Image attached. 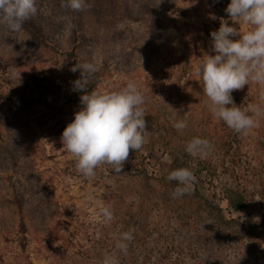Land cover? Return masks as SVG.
Returning a JSON list of instances; mask_svg holds the SVG:
<instances>
[{
    "label": "rangeland",
    "instance_id": "rangeland-1",
    "mask_svg": "<svg viewBox=\"0 0 264 264\" xmlns=\"http://www.w3.org/2000/svg\"><path fill=\"white\" fill-rule=\"evenodd\" d=\"M37 8L28 21L39 37L25 26L10 31L0 23V264H102L101 244L115 246L119 234L130 229L132 242H168L165 208L137 204L140 196L143 202L153 198V187L156 201L170 200L171 191L163 193L156 179L168 169L170 151L186 152L194 136L213 146L204 158L194 157L211 165L195 180L201 192L227 206L222 189L245 188L257 195L256 203L230 215L248 224L262 221L264 116L256 117L258 126L247 135L229 128L211 114L193 71L213 53L205 22L213 31L220 17L241 31L248 25L231 20L213 0H86L79 11L62 7L61 0H37ZM76 61L98 67L88 91L131 80L146 97L147 142L138 151L130 149L119 174L101 164L85 178L62 145V131L81 107V92L72 85L80 73L70 70ZM262 90L264 85L249 81L233 100L241 108L264 105ZM180 119L187 127L177 131L173 124ZM138 166L156 178L152 185L131 175ZM136 182L144 193L133 190ZM108 203L114 219L106 224L98 209ZM252 239L204 241L198 260L264 264V234ZM112 252L120 261L121 252L115 247Z\"/></svg>",
    "mask_w": 264,
    "mask_h": 264
},
{
    "label": "clouds",
    "instance_id": "clouds-1",
    "mask_svg": "<svg viewBox=\"0 0 264 264\" xmlns=\"http://www.w3.org/2000/svg\"><path fill=\"white\" fill-rule=\"evenodd\" d=\"M85 2L61 0V6L79 11ZM37 12V0H0V23H5L10 31L21 30ZM226 12L231 20L249 27L241 31L227 19H221L219 28L210 33L214 54L204 55L193 71L210 101L211 114L237 133L247 135L258 126L256 117L264 116V105L256 103L241 108L231 93L249 85V81L264 85V0H230ZM77 69L80 77L72 85L73 91L81 92V107L64 127L62 145L73 155L77 170L85 178L94 176L101 164L110 165L114 174H119L130 149L138 151L147 142L146 97L131 80L115 89L88 91L89 79L98 67L94 62H83L70 70ZM261 100H264V90ZM173 127L182 131L187 121L177 120ZM212 147L209 139L194 136L187 142L185 151L193 157L204 158ZM166 178L176 183L174 198L191 193L196 180L190 167L175 168ZM98 214L104 223H110L114 219L112 204L99 207ZM133 240L134 229L123 231L114 247L126 254ZM102 264H119V259L115 253L105 252Z\"/></svg>",
    "mask_w": 264,
    "mask_h": 264
},
{
    "label": "trees",
    "instance_id": "trees-1",
    "mask_svg": "<svg viewBox=\"0 0 264 264\" xmlns=\"http://www.w3.org/2000/svg\"><path fill=\"white\" fill-rule=\"evenodd\" d=\"M213 1L223 6L225 10L230 2V0ZM226 15L229 14L226 12ZM221 19H226V17H220L216 23L212 24L219 28ZM24 26L39 37L40 33L32 22L27 20ZM203 26H205V32L210 36V40H212L210 33L213 31V27L211 28L210 24L206 22ZM77 71L80 73L79 69ZM93 76L96 77L94 78L95 80L98 79L97 74H93ZM231 94L236 96V90ZM170 155V165L164 173V176L160 177V179L154 178V176L148 173L145 167L141 170L138 166V173L131 174L133 177L141 176L142 180L147 183L149 182L150 185H152L150 180L153 178L160 180L164 188L163 193H168L167 189L171 191L172 197L170 200L156 201L155 198L158 197L159 192L153 187V198L150 201L146 200V202H143L142 196H140L137 204L138 208L140 207L146 210L155 208L156 206L165 208L167 214L165 229L167 232L166 236H169V241L130 242L127 253H121L119 264H171L175 259L181 264H200L201 261L198 259L200 258L199 254L203 253L202 244L204 241L206 243H222L227 239H232L231 241L247 242L250 240L253 241V236L264 234V217L259 224H248L240 218L230 215L231 210H242L256 203L257 195L248 192L245 188L235 185L224 187L221 191L222 196L220 199L222 201L225 200L227 206H223L215 199L206 197L201 192L196 181L194 182L191 193L174 198L172 193L176 183L167 180L166 177L169 171L178 167H190L194 171L196 179H200L202 172L210 169L211 165L207 168L208 166L203 165L201 160H197L181 150H171ZM120 187L124 186L118 185V188ZM132 188L134 191L140 192L143 189V184L136 182ZM142 193H144V190H142ZM226 211H228V214ZM181 230L182 233L178 236L177 232H181ZM113 247L109 242H103L100 253L104 255L105 252H112ZM185 254L187 256H184Z\"/></svg>",
    "mask_w": 264,
    "mask_h": 264
}]
</instances>
